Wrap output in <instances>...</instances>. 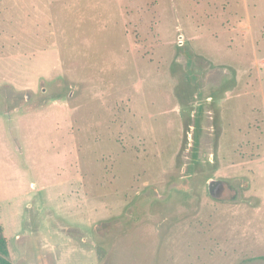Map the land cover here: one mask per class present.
<instances>
[{"label":"rangeland","instance_id":"374dc122","mask_svg":"<svg viewBox=\"0 0 264 264\" xmlns=\"http://www.w3.org/2000/svg\"><path fill=\"white\" fill-rule=\"evenodd\" d=\"M0 223L12 264H264V0H0Z\"/></svg>","mask_w":264,"mask_h":264},{"label":"trees","instance_id":"16d2710c","mask_svg":"<svg viewBox=\"0 0 264 264\" xmlns=\"http://www.w3.org/2000/svg\"><path fill=\"white\" fill-rule=\"evenodd\" d=\"M0 264H12L9 259L7 240L3 232V227L0 223Z\"/></svg>","mask_w":264,"mask_h":264},{"label":"water","instance_id":"95a60500","mask_svg":"<svg viewBox=\"0 0 264 264\" xmlns=\"http://www.w3.org/2000/svg\"><path fill=\"white\" fill-rule=\"evenodd\" d=\"M221 184V180H209L208 181V191L209 193L214 196L215 195V188Z\"/></svg>","mask_w":264,"mask_h":264},{"label":"flooded vegetation","instance_id":"af4514ba","mask_svg":"<svg viewBox=\"0 0 264 264\" xmlns=\"http://www.w3.org/2000/svg\"><path fill=\"white\" fill-rule=\"evenodd\" d=\"M219 187V189H222V186H221V184H220V186H218Z\"/></svg>","mask_w":264,"mask_h":264}]
</instances>
